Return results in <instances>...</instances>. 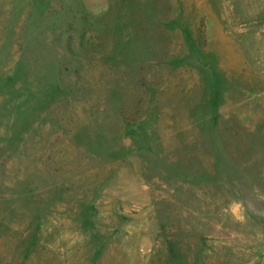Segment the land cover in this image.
Masks as SVG:
<instances>
[{
    "label": "rangeland",
    "instance_id": "obj_1",
    "mask_svg": "<svg viewBox=\"0 0 264 264\" xmlns=\"http://www.w3.org/2000/svg\"><path fill=\"white\" fill-rule=\"evenodd\" d=\"M0 264H264V0H0Z\"/></svg>",
    "mask_w": 264,
    "mask_h": 264
}]
</instances>
